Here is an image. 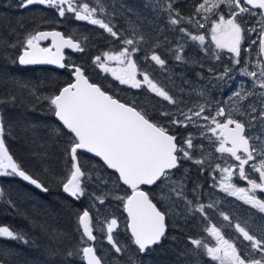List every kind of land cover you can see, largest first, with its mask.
<instances>
[{"label": "snow or ice", "instance_id": "snow-or-ice-1", "mask_svg": "<svg viewBox=\"0 0 264 264\" xmlns=\"http://www.w3.org/2000/svg\"><path fill=\"white\" fill-rule=\"evenodd\" d=\"M31 5L53 9L61 18H67L66 14H71L77 21H86L103 29L123 47L96 55L92 60L95 68L110 75L121 85H128L133 89L146 86L149 92L176 107L175 112L160 111L159 117L153 119L149 110L140 107L135 100H121L110 94L102 84L90 80L85 68L74 62H66L64 49L84 52L85 47L59 31L28 32L20 44V54L15 58L7 57L12 64L18 63L21 66L56 65L60 69H67L73 77L50 95H37L35 86L29 88L27 83L13 81L18 87L26 89L38 103L46 102L48 112L59 122L48 130L47 137L48 142L58 147V159L62 158L63 169L57 178L54 169L47 163L51 156L45 143L41 145L43 151L37 154L42 173L55 179L62 191L75 201L82 198L89 200L87 207L74 213L79 243L75 249L68 248L63 252L56 248L46 249L48 264H56V261L60 264H73V258L77 257L84 264H105L104 258L97 255L96 247L88 243L98 239L94 235L91 209L96 208L97 201L103 205L112 193L109 191L97 194L88 190V185L94 179L103 185H107L108 181L98 174V167H88L92 161L89 159L85 163L84 154H92L103 162V167L114 170V178L109 176L114 188L126 186L124 195H112V199L120 201L127 213L126 231H130L131 242L139 254L150 253L154 246L162 244L168 238L169 225L166 218L169 215L183 217L187 223L189 218L199 214L201 222H207L203 227L207 238L188 237L192 247L180 255L206 256L213 264H264V215L258 218L256 216V213L264 214V199L257 195L258 192L264 193V0H198L193 5V14L189 16L175 7V0H165L163 4L157 0L156 7L167 13V23L170 26L168 30L180 34L176 38V46L167 49L172 58L186 63L185 45L189 41L198 42L201 50L211 54L216 60L221 59L220 53L225 50L229 54V63L218 74H215V69H208L210 73H214L213 79L217 83L228 85L237 76L248 78L247 81H240L239 87L231 92L226 102H215L214 109L212 101H205L187 111L179 108L181 101L170 95L133 58L142 51L140 45L147 43L145 35L138 34L135 26L131 27V36H123L114 30V26L102 18L107 11L102 0H19L18 6L27 9ZM253 18L255 20L249 26V20ZM183 25L196 28L197 34ZM199 29H210L211 43L215 45V50L205 45L206 36L199 34ZM49 38L51 45L42 46L41 42ZM83 39L86 41L87 37ZM246 40L248 43L245 47ZM0 47L14 49L17 44H9L0 38ZM158 47L159 41L152 45L150 55L145 54L144 59L163 69L167 60L155 50ZM242 51L245 57L243 60ZM253 52L256 56L254 64L249 59ZM138 75L142 79H138ZM256 89L260 91L257 92ZM198 95L203 96L204 93L200 92ZM17 99L18 96L12 93L0 95V105L14 106ZM223 103L229 105L227 111L221 106ZM238 117H246V120ZM200 120L206 123L201 124ZM257 125L260 134H250V130ZM189 126L198 129L199 135L210 144L217 145L215 152L221 154L223 165L217 163L213 167L209 163L205 167L211 153L201 151L204 145L196 139V134L190 132L186 137L178 139L171 131L176 127L187 129ZM27 127L26 125L25 130ZM6 128L11 134L12 127L6 125L0 112V177H19L42 193H48L50 189L47 182L24 170L10 154L5 143ZM207 133H211V136ZM198 151L200 158L196 156ZM229 160L238 163H230ZM182 161H191L199 166L201 173L218 172V178L210 175L213 181L211 187H218L228 196L250 205L252 209H256V213H249L243 224L239 222V218L233 222L218 207L219 200H210L207 204L201 202V185L198 183L193 184V198L189 199L186 181L190 177L187 176V170L180 179L174 178L173 170L178 169ZM234 178L245 181L247 186H239ZM0 199L15 207V202L4 188H0ZM210 211H215L228 223L217 226L211 221ZM36 226L48 233L46 222L36 223ZM252 226L255 231L250 230ZM118 228L116 218L106 220L105 238L115 253L122 254L127 251V246L121 245L114 236ZM224 228H233L239 236L226 237ZM99 230L104 231L103 227ZM51 237L59 240L61 234L51 233ZM0 239L30 243L24 232L9 225L0 226ZM12 255L14 253L7 245L0 246V264H7V257ZM129 264L142 262L130 257Z\"/></svg>", "mask_w": 264, "mask_h": 264}, {"label": "trees", "instance_id": "trees-1", "mask_svg": "<svg viewBox=\"0 0 264 264\" xmlns=\"http://www.w3.org/2000/svg\"><path fill=\"white\" fill-rule=\"evenodd\" d=\"M108 1L102 0L107 9L102 18L106 22H110L114 26V30L119 31L123 36H131V26H135L138 29V34H143L146 37L147 43H142L141 45L144 44L145 54L147 53L148 55H150L152 45L157 41L160 42V47L155 50L167 60L166 66L162 69L150 60L144 61L142 64L137 61L138 66L146 68L155 81L163 86L170 95L179 99L177 95L184 94L185 91H183V85H174L172 82L174 70L172 71L171 58L167 51L169 37L165 40L166 36L163 33H157L156 30H159V27L153 26L155 21L152 18H147V25L144 26L143 20H141L143 17L140 15L142 13L141 8H135L132 13L131 10H128L129 17H131L129 18L125 12L118 13L112 9ZM195 2H198V0H181L176 7L180 10H185V16H189L193 14ZM18 5L19 0H0V38L9 44H17L14 49L11 47L6 49L0 47V95L12 93L18 96L14 106L8 104L0 105V112L4 116L6 125H11L12 127L11 134L8 133L6 128L5 143L14 160L30 174L42 181H46L50 190L48 193L43 194L32 189L17 177H0V188H4L15 202V207H13L4 202L3 199H0V226L9 225L17 231L24 232L30 241L29 244H23L0 239V246L7 245L14 253V255L7 257V264H48L46 249L56 248L63 252L68 248L75 249L79 243V234L75 231L76 219L74 213L77 210L82 211L88 206V203L86 198L75 201L65 196L62 193V187L58 186L56 180L46 177L42 173V165L37 154L43 151L41 145L45 143H47L51 156L47 163L54 169L57 178L63 169L62 158L58 159L59 149L56 144L48 142L47 137L48 130L58 125V123L55 121L54 116L48 112L46 102L38 103L34 97L28 94L26 89L18 87L13 81L27 83L29 88L35 86L37 95H50L56 88L62 87L71 80L72 77L67 69L58 71L48 67L22 68L18 64H12L7 57L15 58L20 54L22 51L20 44L28 32L34 30H58L63 32L65 36H71L73 39L79 40L82 46L85 47L84 52L76 55L68 54L66 62H74L82 66L85 68L86 75L89 76L90 80L99 84L97 79L103 78L105 74L93 67L92 59L96 55H102L105 51L119 50L121 44L113 37L107 38L108 36L103 30L95 29L85 23L72 21L68 27L64 26L53 9L45 8L42 5H31L25 9ZM84 37H87L86 41L83 39ZM114 44L118 45L114 47ZM43 46H48V43H44ZM136 58L137 55L135 54L134 59ZM108 83L113 88H111L110 92L123 94V96L121 95L122 100H135L140 107L147 108L151 116L156 119L159 117L160 111L170 110L167 101L155 96L145 87L139 90H134L133 88L128 90L120 84ZM26 125L28 126L27 130H25ZM178 131L183 133L181 129ZM197 158H200V155ZM84 159L85 163L90 159L92 163L88 167H98V174L108 181L107 185H103L94 179L88 185V190L90 192L95 191L97 194L111 191L108 186L112 185L113 182L109 179V176L111 175L114 178L116 174L110 172L102 166V163L89 155L84 154ZM196 173L198 171L193 168L190 173L187 172V176H197L198 174ZM199 176L204 180L206 179L203 173H200ZM125 190L124 186L115 188L117 195H124ZM112 195L114 194L112 193ZM258 195L264 199L262 193H258ZM106 200L118 205V210L121 213L123 212V205L120 201L112 199L110 195ZM91 213H93L92 209ZM116 219L120 220L119 218ZM123 219H125L124 214ZM34 222L39 224L46 222L48 233L46 234L42 229L38 228ZM125 223L124 221L123 224L125 225ZM204 224L205 222H201L199 214L194 218H189L187 223L184 218L177 220L178 229L170 232L171 235L169 234L172 242L167 243V241H164L154 248L151 255L152 263L198 264V261L191 254L187 256L180 254L184 253L188 248V245H186L188 237H202ZM51 233L61 234V239H53ZM123 234L122 241L126 243L127 248L137 254L130 235L127 232ZM173 237L176 239H173ZM56 264H60V262L56 261ZM73 264H84V262L77 257L73 258Z\"/></svg>", "mask_w": 264, "mask_h": 264}, {"label": "rangeland", "instance_id": "rangeland-1", "mask_svg": "<svg viewBox=\"0 0 264 264\" xmlns=\"http://www.w3.org/2000/svg\"><path fill=\"white\" fill-rule=\"evenodd\" d=\"M175 1H179V0H175ZM164 2H165V0H159V3H161V4H163ZM108 4L112 9L116 10L118 13L125 12L127 14V17H129V11L128 10H131V13L133 12V10L135 8H141V11L142 10L146 11L145 6L149 7V10H147V13H149L151 15H155L161 11L159 8L156 7L157 0H127L125 3L121 2V7L118 5V2L116 0H109ZM141 14L142 13H140V15ZM129 18H131V17H129ZM215 18L216 17H213V19H215ZM152 19H154V18H152ZM197 19H200V17H197ZM129 20H132V19H129ZM254 20H255V18H253L252 20H249V26H251V24L254 22ZM128 26H129V24H128ZM185 26L188 27L190 30H192L194 32L193 34H197V32H195L197 30L196 28H193L190 25H188V26L185 25ZM257 29H259V25H257ZM179 35H175L174 38H172V40L170 42H168L167 49L173 48L172 46L175 45L176 38ZM254 35L255 34H253V36ZM205 36H206L205 45L210 47V48L215 46L213 43H211L210 29L207 33H205ZM185 39H187V37H185ZM191 43H193V42H191V41L188 42L189 45H192ZM247 43H248V41L246 40L245 44H244L245 47L247 46ZM117 45L114 44V47H116ZM198 47H199L198 42H194V46L191 47V51L189 50V57L193 56L194 53L198 52ZM253 47L255 48V46H253ZM198 57L204 60L205 68L207 69V71L209 68L215 69L216 61H215V58L211 54H205L204 51H202V55L198 54ZM244 58L245 57H243V59ZM249 59L251 60V62L253 64L255 63V60H256L255 52H253L251 54ZM208 60H210L211 62H206ZM113 66H115V64ZM249 67H251V64L249 65ZM189 70H192L191 67ZM222 70H223V66H222ZM222 70H220V71H222ZM213 74L214 73L209 72V75L211 76V78L208 82H205V81L202 82V79L200 78L199 74L193 75V78H191L190 80H186L187 78L185 77L183 79L182 85L183 86L186 85L189 88L187 89V87H185L184 88V91H185L184 94L179 97L178 100L181 101V103L179 104V108H182L185 111H187L188 108H191L196 104L204 103L205 101H212V108L214 109L216 107L215 102H218V101H225L226 102L228 99V96L231 94V92L239 87L240 81L241 80L247 81V79H248L247 77L237 76V78L235 80L229 81L228 85H224L223 83H217V81L215 79H212ZM145 88H146V86H145ZM256 91L259 92L260 89H256ZM200 92H203L204 95L203 96L198 95V93H200ZM245 103H247V102H245ZM187 106H188V108L186 109ZM221 106L225 107L226 111L229 109V105L227 103H223V104H221ZM169 107H170L169 111H173V112L176 111L175 106L169 104ZM238 118L246 120V117H238ZM199 123L205 124L206 122L203 120H200ZM190 132L196 134V139L199 140L204 145V149L201 151H204L206 153H211V156L206 161L205 167H207V164H209V163L213 167L217 163H220L222 165L224 164V161H223V158L221 157V154L215 152V147L217 145L210 144L207 139H204L203 137H201L199 135V130L192 127V126H189L187 129H184V131H183V133H185L184 137H186L188 135V133H190ZM250 134H252V135L260 134L259 126L257 125V127L251 129ZM207 135L211 136V133H207ZM199 155H200V151H198L196 153V156H199ZM187 162L192 163L191 161H187ZM229 162L230 163H238V162H235L234 160H229ZM192 165L198 171V173H196L198 175L197 176H195V175L191 176L190 179H188L186 181L187 191H191V190H188V184L189 183L191 184V189H192V186L194 183H198L199 185H201V187L199 189L200 193H202V195H203L201 202L207 204L208 202H210V200H219L220 203H219L218 207L220 208V210H222L226 214H228L232 218L233 222H235L237 220V218H239V222H241V224H243L244 220L248 217L249 213H256V209H252L250 205L244 204L242 201L236 199V197L228 196L226 193L221 192L218 187L217 188L211 187V184L213 183V181L210 178V175H215L218 178L219 177L218 172L211 173V174L208 171L203 172V174L206 177V179L204 180L201 176H199V174L201 173L199 171V166H197L193 163H192ZM245 168L247 171L248 166L246 165ZM234 180L239 186H245V187L247 186L245 181H240L236 178H234ZM108 189L111 190V193H113L114 195H117L116 194L117 192L115 191L113 184L108 186ZM203 189H205V190L202 191ZM258 193H257V195H258ZM187 195L190 197V199L192 198L189 194H187ZM110 196L112 197V195H110ZM86 202L89 205L88 199H86ZM165 207H167V205H165ZM177 211H179V209H177ZM92 212L93 213H91V215L93 216V223L95 225L94 232L97 233V237H98L97 241L96 242L94 241V244H95L94 246L96 247L97 253L104 258L105 264H129V258L130 257L132 259L139 261V262H142V264H153L152 259L150 257H148V258L140 257L137 254H135L133 252V250H130L129 248H127V251H125L124 253L117 254V253H115L114 249L111 248V245L108 244V242L105 238L106 220L110 221L112 218H119L120 220L117 219V221L119 223V228L116 230V232H114V236H116L117 240L119 241V243L121 245H126V243H124L122 241L123 236H124L123 233L126 232L125 225L123 224L125 219H123V212L121 213L118 210V205H116V204L114 205L113 203H110L107 200H105V203L103 205H100L99 202L97 201L96 202V208H93ZM97 213L99 215V223H97ZM260 215H264V214L256 213L257 218ZM210 218H211V221L213 223L217 224V226H220L221 224H227L228 223V222L223 221V218L220 217L218 215V213H216L215 211H210ZM181 219H183V217L176 218L175 216L171 215V220L174 223H176L177 220L179 221ZM257 222H258V220H257ZM171 225H173L172 222H171ZM101 227H103V229H104L103 232H101L99 230ZM224 229L228 230L230 233H232L234 235V236L232 235L231 238L239 236V234L236 233L233 228H224ZM250 230L255 231L254 226L250 227ZM205 238H207V236ZM208 239L210 240V238H208ZM240 239H242V237H240ZM212 242H214V241H212ZM188 247H192V245H188ZM194 258L196 261H198V264H207V262L209 264H213V262H211L209 260V258H207L206 256H203V257H195L194 256Z\"/></svg>", "mask_w": 264, "mask_h": 264}, {"label": "flooded vegetation", "instance_id": "flooded-vegetation-1", "mask_svg": "<svg viewBox=\"0 0 264 264\" xmlns=\"http://www.w3.org/2000/svg\"><path fill=\"white\" fill-rule=\"evenodd\" d=\"M117 2H118V5L121 7V2H126L127 0H116ZM181 0H179V1H175V7L176 6H178V3L180 2ZM145 10L146 11H143L142 10V16L141 17H143L141 20H143V24H144V26L145 25H147L146 24V19L147 18H154L153 20L155 21V23H154V27H159V30H156L157 31V33L158 34H161V33H163L166 37H169V42L172 40V38H174V36L175 35H179V33H177V32H174V31H169L168 29H169V25H168V23H167V13L166 12H162V11H160L159 13H157V14H155V15H151V14H149V13H147V10H149V7H146L145 6ZM181 12L184 14V15H186L185 13H186V11L185 10H181ZM66 16H67V18H61V17H59V20H61V22L63 23V25L64 26H66V27H68L69 26V23L70 22H72V21H74V22H80V23H85V24H88L86 21H77V20H75L74 19V17H72V15L71 14H66ZM89 26H91V27H93V28H95V29H99V30H103V29H100L98 26H95V25H91V24H88ZM183 26H185V25H183ZM188 26V25H187ZM186 27V26H185ZM190 30V29H189ZM104 31V30H103ZM190 31H192V30H190ZM199 31V34H204L205 35V33H207L208 31H206L205 29H199L198 30ZM61 32V31H60ZM105 32V31H104ZM195 32H197V30L195 31ZM106 34H107V38H112L111 36H110V34H108L107 32H105ZM192 33H194L193 31H192ZM62 34H63V32H62ZM66 37H68V36H66ZM177 37V36H176ZM101 40V39H100ZM74 41H79V40H75L74 39ZM80 42V41H79ZM192 45H185V51H184V55H185V57H186V60H187V62L186 63H183V62H178V61H176L174 58H172V56H171V54L170 53H168L169 55H170V58H171V63H172V71H173V78H172V82H173V84L174 85H177V84H181L182 85V82H183V79L186 77L187 79L186 80H190L191 78H193V75H198L199 74V76H200V78L202 79V82L203 81H205V82H208L209 80H210V78H211V76L209 75V72L207 71V69L205 68V62H204V60L203 59H201V58H199L198 57V54L199 55H202V50H201V46L199 45V47H198V52L197 53H194L193 54V56H191V57H189V50L191 51V47L192 46H194V42L193 43H191ZM122 47H123V45H121ZM176 46V43H175V45H173L172 47L174 48ZM141 47V49H142V51L141 52H138V53H136V55H137V58H136V60L140 63V64H142V63H144V61H145V59H144V56H145V46H144V44L143 45H141L140 46ZM211 49H213V50H215V46H213ZM78 53H80V52H78ZM77 53V54H78ZM205 53V52H204ZM206 54V53H205ZM221 54V59L220 60H216L215 59V61H216V64H215V70H216V73L215 74H218V72L220 71V70H222V66H224V65H227L228 63H229V60H228V57H229V54L228 53H226V50L225 51H223V52H221L220 53ZM66 55H68V53L66 54ZM76 55V54H75ZM198 57V58H197ZM243 57H244V53H243V51H242V60H243ZM134 58V57H133ZM192 58V59H191ZM93 60V59H92ZM92 62V61H91ZM191 62V63H190ZM206 62H211L210 60H208V61H206ZM93 65V64H92ZM113 65H114V62H113ZM201 65H203V67H201ZM191 67V69L192 70H189L190 69V67ZM93 67H95L94 65H93ZM237 67H239V66H237ZM98 69V68H97ZM98 70H100V69H98ZM103 74H105V73H103ZM213 76H214V74H213ZM213 76H212V79H213ZM138 79H142V77L141 76H139L138 75ZM98 81H99V84H102L103 85V87L110 93V94H113V95H115V96H117V97H119L120 99H121V97L123 96V94H119V93H112V92H110L111 91V88H112V86L108 83V82H110L111 84H119V82L118 81H116V80H114V78H112L110 75H108V74H105L104 75V77L103 78H100V79H97ZM121 85V84H120ZM121 86H123V87H125L126 89H131L130 88V86H128V85H121ZM185 87H187V89L189 88L188 86H184V88ZM113 89V88H112ZM135 90V89H134ZM139 90V89H138ZM184 91V90H183ZM122 95V96H121ZM183 94H178L177 96L178 97H180V96H182ZM122 100V99H121ZM187 109V108H186ZM152 118L153 119H156V118H154L153 116H152ZM222 119V118H221ZM179 129H181V131L183 132L184 131V129L185 128H182V127H176V128H174V129H171V131H173V133L175 134V135H177V137H178V139H180V138H184V136H185V133H181V132H179L178 130ZM193 165H192V163H188L187 161H182L181 162V166L178 168V169H175V170H173V172H174V178L175 179H178L179 177H182V175L185 173V170H187V172L188 173H190L191 172V170L193 169V168H195L194 166L192 167ZM246 167V166H245ZM189 177V176H188ZM153 190H155V189H153ZM188 190H191V184L189 183L188 184ZM205 189H203L202 191H204ZM128 191H130V190H128ZM187 194H189L192 198H193V193H192V191H187ZM202 194V193H201ZM263 195V194H262ZM66 196V195H65ZM188 198L190 199V197L188 196ZM191 198V199H192ZM203 198V195H201V199ZM71 199V198H70ZM73 200V199H72ZM158 206H160V205H158ZM165 207V206H164ZM166 208V207H165ZM123 214H124V212H123ZM124 217H125V222L127 223V218H126V216H125V214H124ZM170 218V219H169ZM167 222H168V225H169V227H168V233H167V239H165L164 241L166 242L167 241V243H171L172 241L170 240V235H171V233L170 232H174V231H176V229H178V225H177V222L176 223H174L172 220H171V215H169L167 218ZM171 222L173 223V225H171ZM126 223H125V229H126ZM207 222H205V224H206ZM118 225H119V223H118ZM180 226H183V225H180ZM205 225H203V227H204ZM223 231H224V233H225V235H226V237H228V238H231L232 237V233H230L228 230H225V229H223ZM127 233H128V231H126ZM170 234V235H169ZM94 235H97V233L96 232H94ZM128 235H129V233H128ZM206 237L207 236V234L206 233H204L203 232V228H202V237ZM234 236V235H233ZM242 240V239H241ZM163 241V242H164ZM96 242V241H95ZM245 244L247 243L246 241L244 242ZM93 245H95L94 243H93ZM186 245H190V243L189 242H186ZM159 245H157V246H154V248L155 247H158ZM188 248H191V247H188ZM187 248V249H188ZM137 252V251H136ZM97 255H99L98 253H97ZM137 255L138 256H140V257H145V258H148V257H150L151 258V255H152V251L150 252V253H148V254H139L138 252H137ZM100 256V255H99ZM193 256V255H192ZM207 264H209L208 262H207Z\"/></svg>", "mask_w": 264, "mask_h": 264}, {"label": "water", "instance_id": "water-1", "mask_svg": "<svg viewBox=\"0 0 264 264\" xmlns=\"http://www.w3.org/2000/svg\"><path fill=\"white\" fill-rule=\"evenodd\" d=\"M45 31H52V30H45ZM55 31H58V30H55ZM60 32V31H59ZM62 33V32H61ZM42 43V46H43V43H48L49 45L48 46H50L51 45V38H49V40H47V41H43V42H41ZM64 53H65V60H66V58H67V53L68 54H77L78 53V51H74V50H72V49H64ZM18 64V63H17ZM19 65V64H18ZM20 67H22V68H24V67H48V68H51V69H54V70H58V71H62V70H64V69H60V68H58L56 65H28V66H21V65H19ZM72 79H73V77H72ZM54 119H55V121L59 124V122H58V120L54 117ZM86 155H89L90 157H92V158H94L95 160H97V161H99L100 163H103L102 161H100L99 160V158H95V157H93L92 156V154H86ZM110 172H113L114 173V170H111V169H108ZM18 179H20L21 181H23L21 178H19V177H17ZM25 184H27L29 187H31L32 189H34V190H36V191H38V192H40V193H42L40 190H38V189H35V187L33 186V185H30V184H28V182H26V181H23ZM125 188H126V186H124ZM62 193L64 194V195H66L67 197H69V198H71L68 194H66V193H64L63 191H62ZM43 194H46V193H43ZM263 195H264V193H262ZM71 199H73V198H71ZM74 200V199H73ZM123 212H124V214H125V216H126V218H127V213L124 211V209H123ZM128 233H129V235H130V231H128ZM88 243H91V244H93L94 242H88ZM136 247V246H135Z\"/></svg>", "mask_w": 264, "mask_h": 264}, {"label": "bare ground", "instance_id": "bare-ground-1", "mask_svg": "<svg viewBox=\"0 0 264 264\" xmlns=\"http://www.w3.org/2000/svg\"><path fill=\"white\" fill-rule=\"evenodd\" d=\"M109 13V12H108ZM145 30V29H144Z\"/></svg>", "mask_w": 264, "mask_h": 264}]
</instances>
